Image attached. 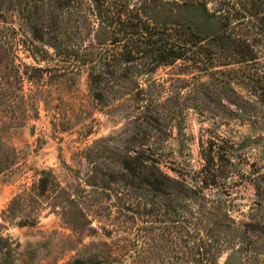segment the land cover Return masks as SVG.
Here are the masks:
<instances>
[{
    "label": "rangeland",
    "instance_id": "1",
    "mask_svg": "<svg viewBox=\"0 0 264 264\" xmlns=\"http://www.w3.org/2000/svg\"><path fill=\"white\" fill-rule=\"evenodd\" d=\"M187 26L255 62L171 63ZM230 69L264 74V0H0V263L264 264V109ZM136 154L188 193L147 187Z\"/></svg>",
    "mask_w": 264,
    "mask_h": 264
},
{
    "label": "trees",
    "instance_id": "2",
    "mask_svg": "<svg viewBox=\"0 0 264 264\" xmlns=\"http://www.w3.org/2000/svg\"><path fill=\"white\" fill-rule=\"evenodd\" d=\"M116 41L120 42L122 40L119 39ZM126 41L128 43H124V47L125 51L128 52V57L129 55H131L132 50L134 51L135 48H137V50L141 49L139 48V46H137V44L135 46L131 44V42L133 43L138 40L129 38L126 39ZM243 46L246 48V50L242 49ZM158 50H167L165 53L169 55L168 57L169 59H171V63H174L178 59L182 58L185 54V50H230V59L232 60L238 59L236 58V56L240 58L238 62L248 63L249 61L255 62L256 60V57L253 53V48L250 47V44H248L245 40H242L240 36L238 37L228 33L227 29L222 31L221 33L216 34L209 40L208 38L195 33L192 28L188 26L186 28L182 27L176 30L175 33L172 32L170 34H167L164 47L158 48ZM211 53L215 54L216 51H212ZM128 57L126 56V58ZM126 60L130 61L129 59ZM228 64L230 63H226V65ZM252 70L253 72H249L248 75L246 74L242 76L244 78L237 76L236 70H228L227 74L229 75V78H227V81L225 82V87L237 97L238 92L235 88V85H240L242 88L247 87L251 94L259 98L264 109V74L256 72L255 69ZM90 81L92 82V86H94L93 88L96 91L97 87L94 83H96L97 77L94 72L90 73ZM228 101L230 104L240 107V102L236 98L230 96L228 98ZM125 161V169L137 176H141L142 173L144 184L150 189L159 191L161 194L167 195L171 192H175L178 195L187 194L188 190L190 189L186 186V184L162 172L155 165L147 162V160L139 159L138 154H136L135 156L129 155L128 159H126ZM43 173L45 174V172ZM42 181H44V179H42ZM31 218V216H28L24 223H33L34 219L32 220Z\"/></svg>",
    "mask_w": 264,
    "mask_h": 264
}]
</instances>
